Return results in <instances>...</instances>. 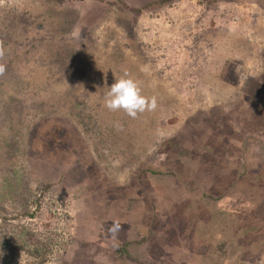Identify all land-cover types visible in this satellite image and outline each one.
I'll use <instances>...</instances> for the list:
<instances>
[{
    "label": "rangeland",
    "instance_id": "rangeland-1",
    "mask_svg": "<svg viewBox=\"0 0 264 264\" xmlns=\"http://www.w3.org/2000/svg\"><path fill=\"white\" fill-rule=\"evenodd\" d=\"M159 1L0 0V264H264V0Z\"/></svg>",
    "mask_w": 264,
    "mask_h": 264
},
{
    "label": "clouds",
    "instance_id": "clouds-1",
    "mask_svg": "<svg viewBox=\"0 0 264 264\" xmlns=\"http://www.w3.org/2000/svg\"><path fill=\"white\" fill-rule=\"evenodd\" d=\"M4 54L3 48L0 47V58ZM5 70V65L0 64V75H3ZM103 106L111 112L123 111L135 119L145 111H154L158 105L156 97L149 98L142 95L136 80L125 74L119 79H115V82L108 87L103 96ZM119 227V224L116 223L109 231L115 233Z\"/></svg>",
    "mask_w": 264,
    "mask_h": 264
},
{
    "label": "trees",
    "instance_id": "trees-1",
    "mask_svg": "<svg viewBox=\"0 0 264 264\" xmlns=\"http://www.w3.org/2000/svg\"><path fill=\"white\" fill-rule=\"evenodd\" d=\"M57 1H59V2H62V1H64V0H57ZM170 1H172V0H160L159 2H157V3H159V4H161V5H163V4H169L170 3ZM121 2V4H124L125 6H126V8H129V7H127V5L123 2V1H120ZM112 4V3H111ZM151 5L149 4V5H145L143 8H149ZM129 10L130 11H133V12H136L137 14H140L141 12H142V8H132V7H130L129 8ZM219 150V149H218ZM214 151H215V149H214ZM206 155H208V153L207 152H205V151H203ZM220 154H224V153H227L228 151H225V150H220ZM221 157V156H220ZM222 158H220V159H218V160H221ZM217 160V161H218ZM217 161H215V162H211V159H210V155H208V156H205V162L207 163V164H209L210 165V169H214L215 167H217L216 165H218V163H216ZM206 164V165H207ZM218 166H220V165H218ZM206 166H204V168H205ZM208 168H209V166H208ZM206 172V171H205ZM217 174H219V173H216L215 174V176L217 175ZM214 176V177H215ZM235 176H237V174L235 175V172L233 173V174H231V175H229V176H225L224 178H225V181H224V179H223V177L222 176H220V174L219 175H217V179H216V183H217V186H218V188L223 192V193H225L226 192V190L228 191L231 187H232V185L234 184V182L237 180V179H239L240 177H241V175L238 177L237 176V178H235ZM225 228V227H224ZM130 243H126V246L127 245H129ZM224 246H225V244H222V245H220V250L222 251V253H226V251L224 250ZM216 264H220V263H216Z\"/></svg>",
    "mask_w": 264,
    "mask_h": 264
},
{
    "label": "crops",
    "instance_id": "crops-1",
    "mask_svg": "<svg viewBox=\"0 0 264 264\" xmlns=\"http://www.w3.org/2000/svg\"><path fill=\"white\" fill-rule=\"evenodd\" d=\"M233 140H235L233 137H232ZM240 144H242L241 140L239 141ZM229 152V151H228Z\"/></svg>",
    "mask_w": 264,
    "mask_h": 264
}]
</instances>
